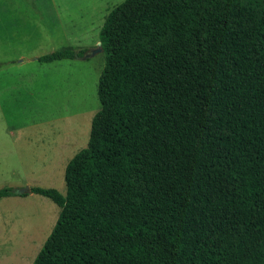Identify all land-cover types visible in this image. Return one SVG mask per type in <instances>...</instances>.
<instances>
[{
  "label": "trees",
  "instance_id": "obj_1",
  "mask_svg": "<svg viewBox=\"0 0 264 264\" xmlns=\"http://www.w3.org/2000/svg\"><path fill=\"white\" fill-rule=\"evenodd\" d=\"M99 42L66 194L31 187L60 207L32 264H264V0H124Z\"/></svg>",
  "mask_w": 264,
  "mask_h": 264
},
{
  "label": "rangeland",
  "instance_id": "obj_2",
  "mask_svg": "<svg viewBox=\"0 0 264 264\" xmlns=\"http://www.w3.org/2000/svg\"><path fill=\"white\" fill-rule=\"evenodd\" d=\"M124 0H0V188H55L85 147L99 110L105 57L35 59L63 47H97L108 12ZM60 207L28 193L0 198V264H32Z\"/></svg>",
  "mask_w": 264,
  "mask_h": 264
},
{
  "label": "water",
  "instance_id": "obj_3",
  "mask_svg": "<svg viewBox=\"0 0 264 264\" xmlns=\"http://www.w3.org/2000/svg\"><path fill=\"white\" fill-rule=\"evenodd\" d=\"M99 51H102V46H101V43L100 42H98L96 48L90 50L88 53H84V55L82 56V58H87L89 56H92L96 52H99ZM14 193L17 194V195L28 194V193H31V188L29 186H25L23 188L14 190Z\"/></svg>",
  "mask_w": 264,
  "mask_h": 264
},
{
  "label": "crops",
  "instance_id": "obj_4",
  "mask_svg": "<svg viewBox=\"0 0 264 264\" xmlns=\"http://www.w3.org/2000/svg\"><path fill=\"white\" fill-rule=\"evenodd\" d=\"M35 59H38V57H36ZM52 62V61H51ZM72 158V157H71ZM66 167V166H65Z\"/></svg>",
  "mask_w": 264,
  "mask_h": 264
}]
</instances>
